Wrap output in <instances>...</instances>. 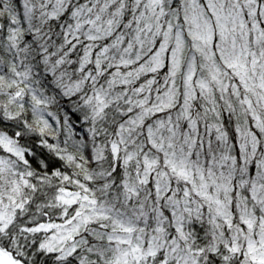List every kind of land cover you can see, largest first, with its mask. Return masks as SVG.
<instances>
[{
  "label": "snow or ice",
  "instance_id": "obj_1",
  "mask_svg": "<svg viewBox=\"0 0 264 264\" xmlns=\"http://www.w3.org/2000/svg\"><path fill=\"white\" fill-rule=\"evenodd\" d=\"M0 264H264V0H0Z\"/></svg>",
  "mask_w": 264,
  "mask_h": 264
}]
</instances>
